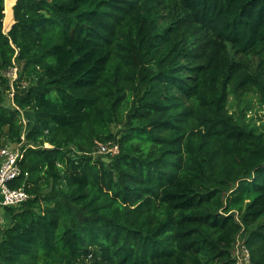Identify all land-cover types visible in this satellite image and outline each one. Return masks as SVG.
<instances>
[{"label": "trees", "instance_id": "16d2710c", "mask_svg": "<svg viewBox=\"0 0 264 264\" xmlns=\"http://www.w3.org/2000/svg\"><path fill=\"white\" fill-rule=\"evenodd\" d=\"M246 92L264 106V0H0V146L25 135L30 194L0 264H235L238 240L264 264Z\"/></svg>", "mask_w": 264, "mask_h": 264}, {"label": "built area", "instance_id": "2783aa9c", "mask_svg": "<svg viewBox=\"0 0 264 264\" xmlns=\"http://www.w3.org/2000/svg\"><path fill=\"white\" fill-rule=\"evenodd\" d=\"M14 79L17 77V68H12L9 73ZM13 86L11 96H13ZM25 135L21 136V141L15 145L0 146V227L5 225V218L2 209L8 206H18L30 197L29 192L24 187H13L12 183L21 175V160L24 157ZM120 151L119 145L115 141L99 143L94 154L115 155ZM235 264H253L249 249L244 242L238 240L234 246Z\"/></svg>", "mask_w": 264, "mask_h": 264}, {"label": "rangeland", "instance_id": "374dc122", "mask_svg": "<svg viewBox=\"0 0 264 264\" xmlns=\"http://www.w3.org/2000/svg\"><path fill=\"white\" fill-rule=\"evenodd\" d=\"M8 12H10V6H8ZM7 99V103H11V94ZM229 108L232 112L241 113L240 110L244 111L243 119L246 123L261 128L264 124V106H261L256 100V97L252 93H244L242 95H232L229 99ZM23 120L26 122L33 117V113L30 110L22 111ZM14 145V144H10ZM102 157L103 160L108 161V154H97ZM247 199L245 202H248ZM237 210V209H235Z\"/></svg>", "mask_w": 264, "mask_h": 264}]
</instances>
